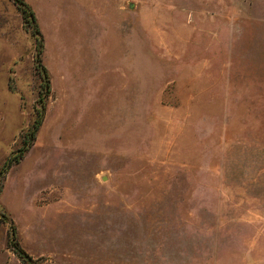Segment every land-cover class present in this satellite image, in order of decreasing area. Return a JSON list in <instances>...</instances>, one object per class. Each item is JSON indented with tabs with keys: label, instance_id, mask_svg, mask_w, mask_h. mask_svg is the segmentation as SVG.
<instances>
[{
	"label": "rangeland",
	"instance_id": "obj_1",
	"mask_svg": "<svg viewBox=\"0 0 264 264\" xmlns=\"http://www.w3.org/2000/svg\"><path fill=\"white\" fill-rule=\"evenodd\" d=\"M0 0V264H264V0ZM42 68L47 72L45 95Z\"/></svg>",
	"mask_w": 264,
	"mask_h": 264
},
{
	"label": "trees",
	"instance_id": "obj_2",
	"mask_svg": "<svg viewBox=\"0 0 264 264\" xmlns=\"http://www.w3.org/2000/svg\"><path fill=\"white\" fill-rule=\"evenodd\" d=\"M16 7L18 8L23 21L31 26V33L34 36L36 42H37V55L40 54L41 50H42V38L40 35V32L37 28L36 25V21H35V16L33 11L31 10V8L23 1V0H11ZM42 70V74H43V81L45 83V95L48 94L49 91V83H48V77H47V72L44 68L41 69ZM43 109H40L39 113L37 114V120H35L33 122V124L31 125V127L29 128V133L28 135L23 139V144H25V146L20 149L18 151V153L8 159L7 161H5L2 165L1 168V175H4L6 173V171L10 168V166L14 163H17L19 161V159L23 156L24 152L27 150L28 145H29V141L32 140L35 137V133L38 130L39 126L41 125L42 122V115H43ZM0 175V176H1ZM8 246L11 249V251L13 252V254L23 263L26 264V261H30V258L25 254V252L19 247L17 241H16V234H15V230L12 228L11 230V235H10V239L8 240Z\"/></svg>",
	"mask_w": 264,
	"mask_h": 264
}]
</instances>
